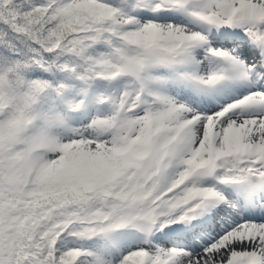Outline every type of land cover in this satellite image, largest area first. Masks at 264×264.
Masks as SVG:
<instances>
[{
	"label": "snow or ice",
	"instance_id": "obj_1",
	"mask_svg": "<svg viewBox=\"0 0 264 264\" xmlns=\"http://www.w3.org/2000/svg\"><path fill=\"white\" fill-rule=\"evenodd\" d=\"M0 264H264V0H0Z\"/></svg>",
	"mask_w": 264,
	"mask_h": 264
}]
</instances>
